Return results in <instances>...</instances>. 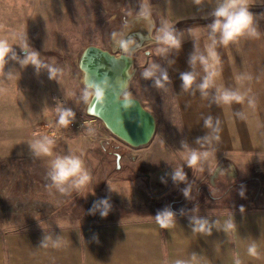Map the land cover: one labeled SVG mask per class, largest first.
<instances>
[{
    "label": "crops",
    "instance_id": "0c3cea01",
    "mask_svg": "<svg viewBox=\"0 0 264 264\" xmlns=\"http://www.w3.org/2000/svg\"><path fill=\"white\" fill-rule=\"evenodd\" d=\"M97 2L112 8L124 7L125 10L121 11L125 19L128 17L139 26L130 34L136 37L135 40L146 34L142 27L145 20L143 6L146 4L155 10L160 9L157 14L161 23L179 31L181 48L170 49L162 55V62L171 81L186 149L205 150L196 139L211 131L204 126V119L211 115L214 121H220V131L219 140L211 146L213 160L209 161L215 165L222 157L223 161L232 164L235 174L228 176L236 180L230 187L253 185V179L258 180L252 177L256 165L253 162L264 159V8L260 13L253 10L252 5L262 6L264 0H247L249 10L258 22L259 38L243 36L227 46L217 45L220 75L216 77L214 88L209 89L208 97L202 96L198 90L185 91L179 76L190 70L188 58L194 50L206 53L210 44L208 24L212 22L211 13L219 0H201L200 4L194 0H156L155 5L147 0H120L116 6L114 0ZM82 4L80 0H0V39L7 40L19 58L23 59L27 43V51L39 52L40 59L52 65L58 59L55 54L61 50V44L64 46L61 38L65 37L66 5L78 13ZM135 12L140 14L132 16ZM127 26L130 27L129 23ZM196 70L203 77L199 65ZM241 75L250 79L238 80ZM42 76H49L46 68L37 72L34 66H25L18 59H9L0 69V148L4 144L15 149L18 144H26L30 148L35 137L42 134L41 127L53 116L55 101L48 92L49 86L56 81L42 80ZM224 88L245 93V102L231 105L212 102L216 90ZM248 99L254 100V104L249 105ZM35 101L39 103L35 105ZM237 113H243V118ZM158 179L153 174L149 180L138 174L136 178L121 183L106 180L98 187L100 189L95 190L96 201L106 196L113 198L109 201L112 209L104 218L97 211L79 219L64 217L48 221L49 218H40L20 229L0 230V264H175L178 259L188 260L190 264H235L237 259L241 264H264V204L253 206V192H248L241 204L234 200L216 211H199L196 209L199 203L179 207L169 205L176 213V222L168 228L160 227L155 219L157 211L167 205L148 207L142 204L143 209L138 212L118 207L120 199L154 197V194L140 189V185L144 184L145 188L147 180L158 186L162 183ZM126 181L134 182L135 192L130 194L127 190L128 195L121 194L119 187L122 189L121 184ZM221 189L224 188L215 191ZM227 190L211 197L217 201ZM141 191L145 193L138 196ZM115 197L119 200L114 201L117 200ZM181 209H184V215L180 214ZM191 215L216 222L211 234L194 232L189 219ZM229 220L235 225L232 229L225 228ZM56 235L61 238L58 247L51 243L47 247L40 245L43 237L55 238ZM253 243L257 246L256 257L248 254ZM193 253L196 254L195 260H192Z\"/></svg>",
    "mask_w": 264,
    "mask_h": 264
},
{
    "label": "rangeland",
    "instance_id": "374dc122",
    "mask_svg": "<svg viewBox=\"0 0 264 264\" xmlns=\"http://www.w3.org/2000/svg\"><path fill=\"white\" fill-rule=\"evenodd\" d=\"M80 1L83 4L78 13L73 11V7L66 5L65 37L61 38L64 39V46L61 44V50L55 54L58 59L52 64L61 71L54 79L56 81L54 85L49 86L48 92L55 101L54 114L41 127L42 134L35 137L37 140L48 136L55 141L52 155L36 156L26 144H18L16 149L8 144L0 148V230L7 231L15 227L20 229L25 227L24 224L40 218H49L48 221L64 217L70 220L79 219L89 214L92 202L97 199L95 190L103 186L106 180L121 183L125 179L136 178L138 174L146 176L147 180L151 174L162 180L158 186L152 182L148 183L147 180L145 188L144 184L140 185V189H145V192L155 196L149 198L147 196L146 199L142 196L120 199L118 207L138 212L143 209L142 204L149 205L148 207L159 204L179 207L181 204L199 203L200 206L196 208L199 211L213 209L216 211L233 203L234 200L237 201L235 203L241 204L248 192H253V206L264 204V159L259 158L253 162L256 165L252 177L258 180L253 179V185L249 183L243 188V197L239 194L242 186L236 184L230 187L236 178L228 174H235V170L232 164L223 161L222 157L220 163L216 162L215 165L209 161L212 159L210 155L196 167L187 166L189 151L185 147L187 142L182 132V122L177 114L178 109L170 83L164 88H158L152 80L145 79L142 75L153 63L166 69L162 55L157 51L161 45L156 42L159 29L166 25L160 22L157 14V10L160 9L155 10L149 4L143 6V11L147 9L151 13L150 18L145 19L142 26L147 37L143 38L144 40L142 38L135 40L136 37L130 34L139 26L128 17L125 19V14L123 15L121 11L124 7L116 6L120 0H114L116 6L114 8L102 6L97 0ZM147 1L156 4V0ZM252 6L253 10L260 13L264 8V5ZM138 14L140 13L135 12L131 15ZM126 20L130 21L128 22L130 27L125 23ZM120 41L132 42L128 50H132L135 57L133 78L124 95L139 98L157 119L156 132L149 144L136 148L121 141L108 130L101 118L89 115L87 103L92 97L87 102L83 99L85 91L90 90V87L85 84L84 72L78 65L82 50L88 45L97 44L103 49L119 54L123 50ZM138 41L141 44L132 47L138 45ZM43 79L49 82V76H42ZM37 103L39 102L35 101V105ZM59 108H70L75 113L73 125L65 127L58 123ZM57 155L78 156L91 173V182L82 189L60 193L48 178L52 161ZM181 167L187 173V182H174L172 172ZM224 179L228 180L229 184ZM132 183L134 182L122 183L123 190L118 186L121 194L128 195L127 190L130 194L135 192ZM187 183L192 184L193 199H186L183 195ZM219 187L228 190L216 201L211 195L223 192L224 189L215 191ZM163 191L165 192L162 194ZM145 192H139L138 196ZM256 194L258 196L255 199ZM115 198L117 200L114 201L119 200ZM112 200V197L109 198L110 202Z\"/></svg>",
    "mask_w": 264,
    "mask_h": 264
},
{
    "label": "clouds",
    "instance_id": "9594fccd",
    "mask_svg": "<svg viewBox=\"0 0 264 264\" xmlns=\"http://www.w3.org/2000/svg\"><path fill=\"white\" fill-rule=\"evenodd\" d=\"M196 4H200L201 0H194ZM145 19H149L151 13L145 9L142 13ZM213 17L212 22L208 24L209 40L210 44L206 48V53H199L193 51L188 58L189 71L180 73L179 79L181 81V87L185 91L198 90L202 96L208 97L210 95L209 89L214 88L216 77L220 75L219 65L221 63L220 56L216 51L218 44L227 46L230 43L238 41L240 37L248 36L250 38H259L261 35L258 30V22L254 19V14L249 10L247 0H219L218 6L211 13ZM178 30L174 26L163 25L159 29V35L156 36V42L161 45L158 48V53L164 55L169 52L170 49L179 50L182 46V40L179 38ZM131 41H120L122 48L127 51ZM28 45L25 43L24 57L19 58L7 40L0 39V69L8 62L9 59L19 60L25 66L32 65L39 72L40 69L46 68L48 71L49 79H55L60 73V69L52 65L46 64L40 59L39 52L27 51ZM199 65L204 72L203 77L196 70ZM145 79L152 80L153 84L158 88H164L166 84L170 83V78L166 69L162 68L159 64L153 63L150 67L146 68L142 73ZM250 79V77L238 76V80ZM90 90H86L83 96L85 102L90 97L94 98L97 103H100L104 99V89L99 85L89 86ZM212 102L222 103L225 105H231L232 103L242 104L246 100V94L239 90L224 88L217 89L216 94L211 97ZM249 105L254 104V100L248 99ZM58 123L61 126L67 127L72 123L75 113L70 108H59ZM237 116L243 118V113H237ZM220 121L209 115L204 119V126L211 131L201 137H197L196 143L200 145L203 151L189 148V154L187 156V166L192 168L196 167L202 161L212 155V145L214 141L219 140ZM55 141L48 136H44L35 140L31 144V149L36 156L52 155V148ZM187 147V145H185ZM48 178L51 180L52 185L60 193H69L71 190H79L86 187L91 182V173L85 167L83 160L74 155H57L52 161L51 169L48 173ZM172 180L174 182H187V173L183 170V167L178 168L172 172ZM192 184L187 183V186L183 189V195L186 199H193L191 196ZM239 194L243 197V188ZM112 209V205L109 202V198H101L94 201L92 207L88 210L89 214H95L99 212L101 218L107 217L109 211ZM194 210V209H193ZM192 210V211H193ZM243 211V206H241ZM180 214L184 215V209L180 210ZM155 219L162 228H168L174 226L176 222V213L170 206H165L162 210H158ZM194 232H205L211 234V230L216 222H210L207 218L191 215L189 217ZM235 225L231 220L225 224L226 229H232ZM97 237H94V239ZM61 238L56 235L43 237L40 245L47 247L49 243L53 247L60 245ZM248 254L256 257L257 246L255 243L251 244L248 248ZM196 259V254L193 253L192 260ZM175 264H190L188 260L178 259ZM235 264H241V261L237 259Z\"/></svg>",
    "mask_w": 264,
    "mask_h": 264
},
{
    "label": "water",
    "instance_id": "95a60500",
    "mask_svg": "<svg viewBox=\"0 0 264 264\" xmlns=\"http://www.w3.org/2000/svg\"><path fill=\"white\" fill-rule=\"evenodd\" d=\"M134 60L132 50L123 49L117 54L92 44L82 50L78 65L84 72L85 84L99 85L105 93L100 103L94 98L88 101L89 115L101 118L108 130L136 148L149 144L156 132L157 119L139 98L124 95L133 78Z\"/></svg>",
    "mask_w": 264,
    "mask_h": 264
},
{
    "label": "built area",
    "instance_id": "2783aa9c",
    "mask_svg": "<svg viewBox=\"0 0 264 264\" xmlns=\"http://www.w3.org/2000/svg\"><path fill=\"white\" fill-rule=\"evenodd\" d=\"M70 125H73V122Z\"/></svg>",
    "mask_w": 264,
    "mask_h": 264
}]
</instances>
